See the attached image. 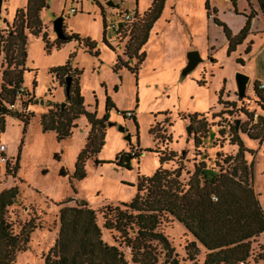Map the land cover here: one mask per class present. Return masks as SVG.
Listing matches in <instances>:
<instances>
[{
  "label": "rangeland",
  "instance_id": "obj_1",
  "mask_svg": "<svg viewBox=\"0 0 264 264\" xmlns=\"http://www.w3.org/2000/svg\"><path fill=\"white\" fill-rule=\"evenodd\" d=\"M206 1L217 10V20L231 31L246 18L250 1H256L258 10L264 14L261 6L264 0H235L234 4L219 0H168L142 50L145 61L132 73L129 69L136 66L137 60L127 61L125 47L152 0H49L48 9L39 15L40 33L27 36L22 87L30 95L35 90V94L32 104L21 115L32 113L33 118L25 127L17 117L8 115L0 128V145L5 147V158L11 159L9 167L19 159V170L14 176L6 175L4 164L0 163V191L11 187L19 190L17 202L8 210L13 232L19 233L30 221L37 227L30 234L26 251L16 255L14 264H43L56 239L57 215L62 207L59 204H86L97 212L98 224L102 226L100 208L129 203L137 193L139 177H151L159 168V158L148 150L177 154L175 162L163 169L172 171L181 167L179 182L184 189L200 162L215 172L221 167L231 169L234 164L226 165L223 159L234 157L237 152L236 146L229 145L233 127L244 147L252 151L244 153V160L247 166L251 165V186L264 212V110H260L255 94V88L264 84V34H247L239 45L229 50V42L224 45L222 30L214 27L206 16ZM111 3L114 7L109 6ZM25 5V0H10L2 7L3 40L12 31L10 26L16 11ZM129 13H137L135 19L122 24L119 30L118 23ZM210 14L214 16L211 11ZM58 17L63 19L64 33L77 35L79 41L55 44L57 37L52 24ZM85 40L96 45L98 57L86 52L82 42ZM193 51L199 54L201 62L185 72L188 53ZM118 58L127 61L128 68L114 72ZM66 64L78 75L79 92L87 112L95 113L100 119L105 115L106 98L112 104L108 125L103 130V147L83 165L84 179L72 182L77 158L90 132L86 117L76 120L77 127L71 137L62 142H57L53 132H42L40 125V117L47 111L69 109L65 82L62 80L60 84L54 73ZM237 74L248 78L243 98L237 96ZM29 97L16 101V106L27 102ZM219 102L235 103V106L219 105ZM122 113L131 114L133 119L127 116L124 119ZM195 114L205 115V119L190 127L184 117ZM260 119L263 128L259 133L263 137L251 141L247 133L250 127H253L250 133H256ZM194 131L202 140L199 149H194ZM183 152L185 157L181 159ZM133 154L139 157L130 159ZM119 157H123L120 162ZM95 159L103 164L95 166ZM162 231L179 264H202L205 251L201 247L194 260L188 258L186 247L193 238L181 225L169 218ZM103 239L112 243L107 231H103ZM262 239L252 245L255 252ZM126 259L131 264L128 254ZM248 264H253L252 260Z\"/></svg>",
  "mask_w": 264,
  "mask_h": 264
},
{
  "label": "trees",
  "instance_id": "obj_2",
  "mask_svg": "<svg viewBox=\"0 0 264 264\" xmlns=\"http://www.w3.org/2000/svg\"><path fill=\"white\" fill-rule=\"evenodd\" d=\"M167 1L152 0L141 21L130 33L132 37L125 47L124 56L128 62L137 60L136 66L129 69L132 73H136L145 61L146 56L142 50ZM48 2L49 0H26L25 7L15 13L10 26L12 31L4 40L0 35V55L3 54L0 128L4 117L8 115L17 117L25 127L33 118L32 113L21 115L10 107L15 105L19 89L22 87L27 58V36H38L40 33L42 25L39 15L48 9ZM231 2L234 4L235 0ZM204 7L209 19L211 14L207 1ZM212 21L223 29L229 42V50L239 45L249 31V19L236 37H231L228 28L216 18L213 17ZM64 36V40L55 41L57 46L71 40L79 41L77 35L64 33ZM82 42L86 52L98 57L94 43L89 40ZM127 61L118 58L113 66L114 72L122 67L128 68ZM54 73L58 76L59 83L64 80L66 86V81H70L68 96L65 95L69 109L47 111L41 115L40 125L42 132H53L57 142H62L71 137L72 130L77 127L76 120L80 116L86 117L90 132L70 179V182L79 181L85 177L82 170L85 162L98 154L104 145L103 130L108 125V111L112 104L109 98H106L105 115L98 119L95 113L84 109L77 73L71 71L67 64L55 69ZM255 94L260 110L263 111L264 96L258 87L255 88ZM33 98L34 94L22 106L26 109L32 104ZM219 105L234 107L235 103L219 102ZM204 116L189 115L184 117V120L188 119L191 127L194 123H201L205 119ZM123 118L125 119L124 116ZM129 119H133V116ZM256 128L254 135L247 133L251 141L262 139L263 136L259 133L263 128L262 119ZM231 135L229 145L236 146L237 152L234 157L225 156L223 159L226 165L234 164L231 169L224 170L221 167L215 172L207 168L204 162H200L194 167L187 189L179 182L181 167L172 171L163 169L170 162H175L177 154L173 151L166 154L164 151L148 150L159 158V168L151 177H139L137 193L129 203L100 208L98 213L103 220L102 226L98 224L97 212L86 204H59L58 206L62 207L57 215L56 239L45 255L43 264H128L126 254L129 255L131 264H179L177 254L162 231V225L169 218L181 225L193 238L186 247L190 260H194L201 247L205 251L202 264H248L249 260H252L253 264H264V212L251 186V165L247 166L244 160V153L252 151L244 147L234 127L231 129ZM193 144L194 149L203 145L196 131L193 134ZM134 157L138 158L139 155L129 156L130 159ZM184 157L185 152L181 154V159ZM217 157L220 155L217 154ZM121 160L123 157H119V162ZM10 161L11 159L3 164L6 175L14 176L19 170V159H15L12 167L8 165ZM93 163L95 166L103 164L97 159ZM61 175L64 176L65 173L61 172ZM18 198L17 187L0 191V264H14L16 255L26 251L30 234L37 228L30 221L19 233L13 232L8 210ZM103 231L111 234L112 243L104 241ZM261 237L263 243L258 245L255 252L252 245Z\"/></svg>",
  "mask_w": 264,
  "mask_h": 264
},
{
  "label": "crops",
  "instance_id": "obj_3",
  "mask_svg": "<svg viewBox=\"0 0 264 264\" xmlns=\"http://www.w3.org/2000/svg\"><path fill=\"white\" fill-rule=\"evenodd\" d=\"M220 1L221 2L223 1V2H227V3H232L231 0H219V2ZM9 2H10V0H3L2 7L5 4H9ZM252 2L251 1L249 2V4H250V7H249V10L250 11H249V13L246 14V18L242 21V23L240 25H238L237 29L235 31H231V29L228 27V30H229V32L231 34V37H236L240 33V31L244 28V26H245V24H246V22H247L248 19H249V22H250L249 31L247 33L248 35L253 36L254 34H258V33L259 34H264V14H261L260 11L258 10L257 5H256V1L253 2V3ZM207 3H208V6H209V9H210L211 13L214 15L213 17L216 18V19H218L217 18V10L215 8L211 7L209 5V2H207ZM260 3L261 2L259 1L258 4L260 5ZM261 6H264V4L261 3ZM2 7H1V9H2ZM213 17L210 16L209 20H211V22H212V24H213L214 27L216 26L217 29H221L222 32H223V29L221 27H218L217 25H215L213 23V21H212V18ZM226 27H227V25H226ZM223 35H224V32H223ZM224 37H225V35H224ZM208 43H210V41ZM225 44H227L226 37H225V43H224V45ZM32 93H33V89H32ZM34 94H35V90H34Z\"/></svg>",
  "mask_w": 264,
  "mask_h": 264
},
{
  "label": "water",
  "instance_id": "obj_4",
  "mask_svg": "<svg viewBox=\"0 0 264 264\" xmlns=\"http://www.w3.org/2000/svg\"><path fill=\"white\" fill-rule=\"evenodd\" d=\"M2 3H3V0H0V14H1ZM109 6L114 7V5L112 3L109 4ZM52 26H53V31L56 34L57 39L58 40H64L65 36H64V28H63V19L61 17L56 18L53 21ZM187 60H188V63H187L185 72H189V71L193 70L201 62V58H200L199 54L195 51L188 53ZM236 82H237V89H238L237 96L240 98H243L245 95L246 86L248 84V78L241 75V74H237L236 75ZM69 84H70V81L67 80L66 86H65V95L66 96H68V93H69ZM41 103H43V101H41ZM63 106H64V104L62 105V107ZM237 124L238 123H236V125ZM119 130L121 132H123L122 128H119ZM188 135H190V129H188ZM126 139H129V138L127 137Z\"/></svg>",
  "mask_w": 264,
  "mask_h": 264
},
{
  "label": "built area",
  "instance_id": "obj_5",
  "mask_svg": "<svg viewBox=\"0 0 264 264\" xmlns=\"http://www.w3.org/2000/svg\"><path fill=\"white\" fill-rule=\"evenodd\" d=\"M71 13H75V10H71ZM135 16H136V14H132V13H129V14H125V16H124V21L125 22H132L134 19H135ZM114 28V27H113ZM258 90L263 94V96H264V84H261V85H259L258 86ZM34 93H32L31 92V95H30V93L26 90V89H24L23 87H21L20 89H19V93H18V95H17V98H16V101H20V100H22V98H25V97H29V95H30V97L33 95ZM29 97V98H30ZM22 102H21V106H16V103H15V105H13L12 107H10L11 108V110L12 111H16V109L15 108H18L17 110V112L18 113H20L21 114V112L24 110H26L25 109V107H23L22 106ZM123 116L124 117H126L127 116V118H131L132 117V115L131 114H128V115H126L125 113L123 114ZM256 119H257V117L255 116V119H254V121H255V124H256ZM250 132H253V127H250ZM4 152H5V147L3 146V145H0V155H4ZM6 161H7V159L5 158V156L4 157H0V163H6Z\"/></svg>",
  "mask_w": 264,
  "mask_h": 264
},
{
  "label": "flooded vegetation",
  "instance_id": "obj_6",
  "mask_svg": "<svg viewBox=\"0 0 264 264\" xmlns=\"http://www.w3.org/2000/svg\"><path fill=\"white\" fill-rule=\"evenodd\" d=\"M124 23H127V22H125V21H121L120 23H118V26H119V30L121 29V25L123 24V26H124ZM118 30V32L117 33H119L120 31Z\"/></svg>",
  "mask_w": 264,
  "mask_h": 264
}]
</instances>
